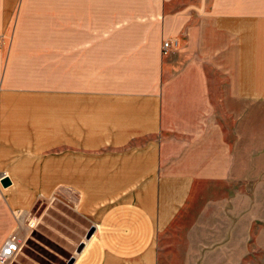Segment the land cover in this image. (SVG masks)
<instances>
[{
  "label": "crops",
  "instance_id": "obj_1",
  "mask_svg": "<svg viewBox=\"0 0 264 264\" xmlns=\"http://www.w3.org/2000/svg\"><path fill=\"white\" fill-rule=\"evenodd\" d=\"M41 3L0 0V248L10 207L54 197L86 234L71 264H158L195 190L247 178L229 165L264 102V0H156L124 21L119 0H66L57 37L24 35Z\"/></svg>",
  "mask_w": 264,
  "mask_h": 264
},
{
  "label": "rangeland",
  "instance_id": "obj_2",
  "mask_svg": "<svg viewBox=\"0 0 264 264\" xmlns=\"http://www.w3.org/2000/svg\"><path fill=\"white\" fill-rule=\"evenodd\" d=\"M149 3L156 0H119L118 17L127 20L131 5ZM65 4L42 0L25 14L24 35L57 37L70 12ZM177 47L165 57L176 58ZM217 67L222 65L218 62ZM238 144L234 152L239 156L229 167L247 178L227 183L229 187L195 190L188 209L158 237V264H264V102L250 98L249 136ZM78 222L73 210L54 197L41 198L31 209L10 207L8 239L17 236L20 244L8 264H67L79 240L85 239L86 234L74 228Z\"/></svg>",
  "mask_w": 264,
  "mask_h": 264
},
{
  "label": "built area",
  "instance_id": "obj_3",
  "mask_svg": "<svg viewBox=\"0 0 264 264\" xmlns=\"http://www.w3.org/2000/svg\"><path fill=\"white\" fill-rule=\"evenodd\" d=\"M5 33L0 30V48L4 44ZM178 41L177 39H165L162 44V49L164 53H167L169 49L172 47H177ZM31 225V224H30ZM11 240V241H10ZM10 242L16 245L15 247H11L10 249L6 247ZM20 244V240L17 236H13L6 240L3 246L0 248V264H8L10 258L15 254Z\"/></svg>",
  "mask_w": 264,
  "mask_h": 264
},
{
  "label": "water",
  "instance_id": "obj_4",
  "mask_svg": "<svg viewBox=\"0 0 264 264\" xmlns=\"http://www.w3.org/2000/svg\"><path fill=\"white\" fill-rule=\"evenodd\" d=\"M0 182H1V184H2L3 186L6 187V186H8V185L11 184V179H10V177L7 176V175H5V176H1V178H0ZM92 232H93V229L88 233V236H90V235L92 234ZM70 261H71V260H69L67 264H71Z\"/></svg>",
  "mask_w": 264,
  "mask_h": 264
},
{
  "label": "bare ground",
  "instance_id": "obj_5",
  "mask_svg": "<svg viewBox=\"0 0 264 264\" xmlns=\"http://www.w3.org/2000/svg\"><path fill=\"white\" fill-rule=\"evenodd\" d=\"M11 241V240H10ZM16 245H14V243H12V242H10L8 245H6V247H8L9 249L11 248V247H15Z\"/></svg>",
  "mask_w": 264,
  "mask_h": 264
}]
</instances>
